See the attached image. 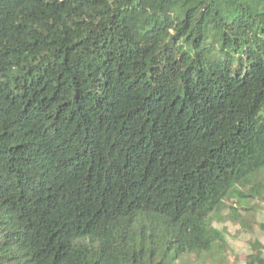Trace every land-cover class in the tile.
I'll use <instances>...</instances> for the list:
<instances>
[{
	"label": "trees",
	"instance_id": "16d2710c",
	"mask_svg": "<svg viewBox=\"0 0 264 264\" xmlns=\"http://www.w3.org/2000/svg\"><path fill=\"white\" fill-rule=\"evenodd\" d=\"M256 200L264 0H0V264H222Z\"/></svg>",
	"mask_w": 264,
	"mask_h": 264
},
{
	"label": "rangeland",
	"instance_id": "374dc122",
	"mask_svg": "<svg viewBox=\"0 0 264 264\" xmlns=\"http://www.w3.org/2000/svg\"><path fill=\"white\" fill-rule=\"evenodd\" d=\"M253 209L249 211L239 209L240 217L230 219L228 214L230 206L216 216L214 226L221 230L227 241V260L222 264H245V257L249 253L250 243L259 240L264 245V201H254ZM238 220V222H233ZM182 264H197L193 258H188ZM206 264H218L207 261Z\"/></svg>",
	"mask_w": 264,
	"mask_h": 264
}]
</instances>
